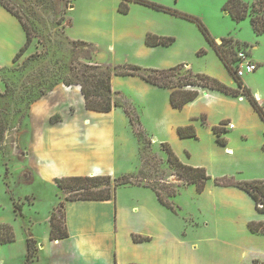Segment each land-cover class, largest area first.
<instances>
[{
	"label": "crops",
	"instance_id": "0c3cea01",
	"mask_svg": "<svg viewBox=\"0 0 264 264\" xmlns=\"http://www.w3.org/2000/svg\"><path fill=\"white\" fill-rule=\"evenodd\" d=\"M102 2L109 4L111 16L103 17L102 13L107 12L102 10L89 18L94 27H100L92 26V31L110 38L122 34L117 40H123L137 58L131 63L156 70L183 64L193 74H205L236 88V82L208 44L194 46L185 34L176 35L163 27L164 19L172 26H180L177 18H165L134 3L129 4V15L123 17L117 11L119 0ZM75 10L76 6L69 5L68 16ZM106 22V26H98ZM147 34L174 35L175 43L169 47H149L145 44ZM224 36L213 35L217 43ZM226 38L234 43L245 42L230 35ZM25 40L18 20L0 6V42L9 47L11 62ZM252 49L250 56L258 64V70L241 80L264 110V92L255 86L252 78L263 70L264 59L257 52L258 47ZM198 50H204V55L198 56ZM111 88L115 98L135 112L151 142L159 146L167 143L182 164L203 168L212 179L264 181V123L245 97L200 90L193 102L177 110L171 106L170 90L152 86L139 77H113ZM57 89L63 94L80 93L78 87L69 92ZM82 101V111L87 114L81 126L69 130L57 149L50 145L49 128L38 134L36 147L43 177L54 183V179L66 176L108 175L115 179L136 173L139 145L124 112L121 109L109 113L88 111L83 97ZM50 117L49 124H57L51 123ZM222 123L225 124L224 147L217 143L213 133V128ZM230 124L232 128L228 127ZM187 125L193 126L196 139L179 137L178 128ZM25 156L28 160L30 155L24 152L22 158ZM25 172L32 178L29 170ZM180 189L172 197L162 196L174 211L163 206L153 190L136 185L119 187L113 199L107 201L65 202L67 238L51 241L48 224L43 240L34 233L28 235L27 229V235H21L20 241L25 243V252L27 236L38 241V259L32 264H264V235L252 234L247 227L252 221L264 223V214L257 211L246 192L235 187H217L212 181L201 194L192 185H182ZM183 195L190 196V204L180 201ZM14 222L0 218V224H10L16 236ZM184 222L191 224V234L185 231ZM134 235L148 241L135 243ZM213 241L225 247L227 254L210 255ZM8 245L12 243L1 245L0 251Z\"/></svg>",
	"mask_w": 264,
	"mask_h": 264
},
{
	"label": "rangeland",
	"instance_id": "374dc122",
	"mask_svg": "<svg viewBox=\"0 0 264 264\" xmlns=\"http://www.w3.org/2000/svg\"><path fill=\"white\" fill-rule=\"evenodd\" d=\"M4 1L23 16L32 33L30 47L16 62H11V58L8 57L9 47L0 42V118L6 130L0 144V204L2 205L0 218L7 223L14 220L16 222L15 241L12 245L2 246L0 264H25L27 251L25 252V243L20 241L21 235H27L28 229V235L34 233L39 240H43L47 234L48 216L50 217L51 213L59 208L66 196V193L60 191L55 183L48 182L43 177L39 168L41 159L36 147L38 134L44 128H49L50 145L53 149H57L60 141L66 138V133L72 128L81 126L87 114L82 111L83 101L79 92L63 94L57 88L69 92L71 88L76 87H67L62 82L63 78L70 76L69 69L72 65L95 63L113 69L117 65H135L131 62L137 58L123 40H117L123 37L122 34L110 38L104 33L98 34L92 31V26L95 25L91 23V17L100 14L102 10L107 12L102 13L103 17L111 16L109 4L103 3V0ZM147 1L158 5H169L168 7L182 14L199 18L212 37L230 35L235 40L245 41L246 44L239 43V48H244L250 53L253 52L252 47H258L257 52L264 59V33L256 36L249 19L235 23L222 10L228 0ZM241 1L250 5L254 0ZM69 5L76 6V10L68 16ZM154 12L165 18L173 17L179 20L180 26H172L168 24L167 19L163 20V27L168 28L171 33L185 34L194 46L204 44L207 46L204 37L193 23L155 10ZM102 25L106 26L107 22L98 24V26ZM98 28L100 27L96 29ZM171 38L175 43V36ZM72 40H84L90 46L72 44ZM234 48L236 51L238 47ZM203 55L204 53L199 56ZM180 74H186V71ZM257 74H259L257 77L252 75L253 81L255 86L264 92V68ZM176 80L177 76L174 78L175 82ZM7 85L10 91L6 89ZM70 110L75 112L71 114ZM50 115V122L57 124H49ZM138 144L139 165L137 172L132 174L133 184L154 188L164 198L167 194L173 192L176 194L182 185H187L182 182L175 168L169 165L167 155L159 145L152 143L145 135ZM23 150L29 153L28 160L26 156L22 158ZM25 170L30 171L32 178L30 175L26 176ZM190 199V196L183 195L180 201L190 204ZM22 202H25L24 206ZM195 202L197 203V197ZM14 203L19 206L20 211H14ZM60 212L58 211V217L61 216ZM184 226H186L185 231L191 234V224L184 222ZM32 239L36 243V250L30 264L38 259V241L33 237ZM209 254L220 257L227 254V250L219 242L213 241Z\"/></svg>",
	"mask_w": 264,
	"mask_h": 264
},
{
	"label": "trees",
	"instance_id": "16d2710c",
	"mask_svg": "<svg viewBox=\"0 0 264 264\" xmlns=\"http://www.w3.org/2000/svg\"><path fill=\"white\" fill-rule=\"evenodd\" d=\"M131 3L142 5L155 11L193 23L236 82V88H231L217 78L205 74H193L191 70L185 68L183 64L162 70L145 69L133 64L117 65L113 69L95 63H84L78 66L72 65L69 69L70 76L68 78H63L62 82L63 85L67 87H79L84 100V108L86 110L96 113H109L113 109H121L128 118L133 135L139 143V140H142L143 136L147 135L141 128L140 122L132 108L118 101L111 88V80L113 77L134 76L141 78L152 86L170 90L171 106L177 110H180L185 105L193 102L198 97L200 90L217 91L232 97H245L264 123L263 108L259 105L251 91L244 86L242 80L235 75L234 47H239V43L235 44L230 38H222L220 43H217L199 18L182 14L170 7L158 5L147 0H119L118 12L126 15L129 12V4ZM0 6L18 20L25 33V43L12 59V62H16L17 59L28 50L32 43L31 28L26 23L23 16L8 2L0 0ZM222 10L228 14L235 23H240L245 19H249L252 31L256 36L264 33V0H254L250 5L241 0H228L223 5ZM173 43L174 39L171 37H162L153 34H147L145 37V44L149 47H169ZM72 44L81 45L82 47L90 46L89 43L81 40H72ZM203 53L204 50H199L197 55L199 56ZM182 71H186V74H180ZM176 76L177 80L175 82L174 78ZM7 86L6 89L10 91V87ZM224 125L225 124L222 123L220 127L213 128L217 143L223 147L226 146V140L222 137V134L225 133ZM5 131V126L0 118V144L4 138ZM178 135L182 139H196V132L192 125L178 128ZM160 147L167 155V162L175 168V171L182 182L194 186L198 194L203 192L209 181H212L217 187H235L246 192L253 200L257 211L264 214V181H237L232 177L212 179L207 175L205 169L194 168L182 164L167 143H161ZM262 149L264 151V143ZM132 179V175L124 176L120 179H113L108 175L92 177L66 176L54 179L56 187L60 191L66 193V196L64 202H61L59 208L54 210L49 217V239L51 241H60L68 237L64 210L65 202L107 201L113 199L115 192L119 187L135 185L131 182ZM150 189L156 193L159 202L163 206L174 211L173 206L166 202L156 189ZM174 195L175 192L168 194L170 197ZM20 210L19 206L14 203V211L18 212ZM60 210L62 212H60ZM58 211L61 214L60 217H58ZM247 227L252 234L264 235L263 222L252 221L248 223ZM132 240L137 243L148 241V238L134 235L132 236ZM14 241L15 234L12 226L10 224H0V246L14 243ZM35 246V241L31 237H28L26 239L27 253L25 264H30L33 261L34 252L36 250Z\"/></svg>",
	"mask_w": 264,
	"mask_h": 264
},
{
	"label": "built area",
	"instance_id": "2783aa9c",
	"mask_svg": "<svg viewBox=\"0 0 264 264\" xmlns=\"http://www.w3.org/2000/svg\"><path fill=\"white\" fill-rule=\"evenodd\" d=\"M234 69L236 77L242 79L248 74L255 73L258 69V64L252 60L249 51L238 47L235 51ZM228 127L232 128L233 125L230 124Z\"/></svg>",
	"mask_w": 264,
	"mask_h": 264
}]
</instances>
